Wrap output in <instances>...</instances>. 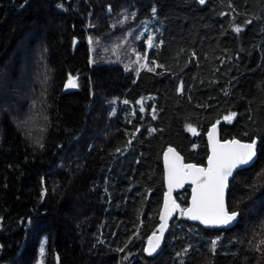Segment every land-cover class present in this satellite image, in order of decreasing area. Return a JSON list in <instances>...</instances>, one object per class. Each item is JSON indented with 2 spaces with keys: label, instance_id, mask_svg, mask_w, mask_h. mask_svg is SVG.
<instances>
[{
  "label": "trees",
  "instance_id": "1",
  "mask_svg": "<svg viewBox=\"0 0 264 264\" xmlns=\"http://www.w3.org/2000/svg\"><path fill=\"white\" fill-rule=\"evenodd\" d=\"M154 12L136 75L124 35ZM216 124L259 140L229 186L237 225L186 221L188 186L146 256L165 151L206 166ZM44 237L46 264H264V0H0V264H35Z\"/></svg>",
  "mask_w": 264,
  "mask_h": 264
},
{
  "label": "snow or ice",
  "instance_id": "2",
  "mask_svg": "<svg viewBox=\"0 0 264 264\" xmlns=\"http://www.w3.org/2000/svg\"><path fill=\"white\" fill-rule=\"evenodd\" d=\"M200 2L204 3V0H200ZM240 30L239 27L235 29L237 32ZM148 44L150 47L152 46L151 38H148ZM70 84L75 86L71 78ZM124 102L127 103V101ZM141 111H143V107ZM234 115L233 113L232 115L226 116L225 119L231 121ZM189 130L195 132V129L190 128ZM231 145H236L237 147L233 148ZM219 148V152L214 148V154L213 157L209 158V167L207 169L196 168L191 164L173 165L169 169V191H171L173 184H181L184 178L188 177L196 185L193 188L192 207L182 211L188 214L191 219L200 220L206 225L214 226L227 225L235 220L237 213H229L225 209L224 189L227 187V180L232 174L233 168L238 164L248 163L255 155L254 142L241 145L238 141H231L229 144L219 145ZM169 152H174V150L170 148ZM176 160L179 161L178 156H176ZM185 169L190 171H185ZM175 207L179 206L175 205ZM161 227L163 228V225ZM159 240L160 237H156V244L153 246V250L159 246ZM261 243H264V241H261ZM215 244L216 242L212 241L213 251ZM43 251V248H41V254H43Z\"/></svg>",
  "mask_w": 264,
  "mask_h": 264
},
{
  "label": "water",
  "instance_id": "3",
  "mask_svg": "<svg viewBox=\"0 0 264 264\" xmlns=\"http://www.w3.org/2000/svg\"><path fill=\"white\" fill-rule=\"evenodd\" d=\"M210 134H211V136H210ZM207 138H208V144H209V157H208L206 166H199V165H196L194 163H186L183 155L174 147H170L171 149L174 150V152H169L170 148H168L165 151V153L163 155V165H164L166 193L164 196L163 206H162V209L160 212V217H159L160 224H159L158 230L156 233L152 234L149 237L147 244H146V247H145V255L146 256L156 257L163 251L166 237H167V235L171 229V223L174 221L177 214L179 212H181V210H182L180 203L176 200V196L178 194H180L181 192H183L188 186L191 187V197H190L189 206L186 209L192 207L193 188H195L196 185H194L191 182V178L188 177V178H184L183 183H181V184H173L171 187V191H169V169H170V167H172L173 165H189V164H191V165H194L196 168L207 169L209 167V158L213 157L214 148H216L217 152L220 151L219 145L229 144V142H231V141H238L239 144H241V145L249 144V142H244V141H241L239 139L222 140L220 137V132H219V124H216L213 127H211ZM254 143H255V155L253 156L252 160L246 164H238L235 168H233L232 174L228 177L227 187L224 189V206L228 212H229V210H228V192H229L230 183L232 182V180L234 179V177L236 176V174L238 172L252 167L255 164V162L257 161V158H258V156H257V145L259 143V140L256 139L254 141ZM231 147L235 148L237 146L231 145ZM176 156L179 157V161L176 160ZM185 171H190V170L185 169ZM166 204H167V207H166ZM175 205H178L179 207H175ZM162 217H164V219H162ZM183 217L186 221L200 225L204 229H207V230H216V229L217 230H228V229H231L234 226H236L238 221H239V214L238 213H237L235 220L231 221L227 225H219V226L206 225V224L202 223L200 220L191 219L190 216L188 214H186L184 211H183ZM162 225H163V228L161 227ZM156 237H160L159 246L155 247L153 250V246L156 244Z\"/></svg>",
  "mask_w": 264,
  "mask_h": 264
},
{
  "label": "rangeland",
  "instance_id": "4",
  "mask_svg": "<svg viewBox=\"0 0 264 264\" xmlns=\"http://www.w3.org/2000/svg\"><path fill=\"white\" fill-rule=\"evenodd\" d=\"M127 20V19H126ZM161 29L159 25L155 12L152 18H149L142 22V28L136 31V28L128 29V32L124 35L122 47L126 48L128 59L126 60H117L125 66V69L128 72H132L136 75L140 74L143 71L148 70V65L146 63V58H141V52H135L139 42L144 36L147 39V49L148 51L154 46L155 39L158 36ZM136 32V33H135ZM148 38L152 39V46L148 44ZM135 65V66H134ZM133 66V67H132ZM41 248H43V254H41ZM48 253V240L47 237H44L40 242L38 247V261L35 264H46Z\"/></svg>",
  "mask_w": 264,
  "mask_h": 264
}]
</instances>
